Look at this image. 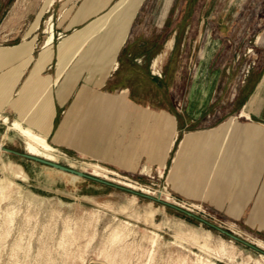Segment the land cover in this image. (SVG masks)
<instances>
[{"label":"rangeland","instance_id":"obj_1","mask_svg":"<svg viewBox=\"0 0 264 264\" xmlns=\"http://www.w3.org/2000/svg\"><path fill=\"white\" fill-rule=\"evenodd\" d=\"M83 1L73 0L76 7ZM253 1L255 5L251 3L252 0H144L133 18L129 34L134 37L135 42L132 53L150 52L152 57L148 62L136 61L130 62V65L122 63L120 71L123 73L110 77L111 80L103 87L92 85L103 83L110 69L114 68V62L109 63L103 74H97L93 70V64L89 61L92 50L85 59L81 58L83 51L77 55L69 69L74 70L82 66L84 70L74 82L76 89L71 93L70 101L64 107L58 108L56 123L62 120L76 95L78 94L79 97L83 92L80 90L83 86L87 85L86 87L95 93L100 91L110 94H119L128 87L130 89L129 99L133 101L132 109L128 107L125 108L126 110L122 109L119 123L111 128L112 133L114 132V141L117 143L121 139V152L119 150L112 160L97 159L90 152L70 148L68 145H56L51 137L48 140L69 159L77 162L94 161L108 168L110 171L105 173L108 178L96 177L108 182L112 181V184L90 178H78L3 150L2 156L7 160L20 163L28 172L29 179L27 181L15 179L18 184L22 185L23 195H20L15 186L14 193L1 202L0 264H82L83 260L85 264H108V262L109 264H201L197 260L198 255L210 261V264H255L254 260L249 258L250 255L262 259L261 253L264 254V249L257 246L254 241L255 239L264 241V209L260 208V202L264 196L258 198L264 188V172L260 173L257 187L253 188L243 187L242 179L237 183L228 181V187L222 188L226 181L223 182V176L221 177L216 172L213 175L207 172L199 180L194 173L186 174V178L185 176L176 178V184L169 179L173 160L177 155L184 133L210 130L231 116H236L237 120V117L241 116L242 108H238L235 100L237 97L242 99L246 96L256 79L249 77L250 80L248 79L243 90L238 92L242 84V78L238 75L229 87L228 97L231 96L232 99L230 106L214 109L211 114L207 115L206 119L208 118L209 121L205 124L182 128V112L187 100L184 84L187 79L192 80L195 67L190 64L191 58L199 52L198 44H195L197 37L194 34L189 37L188 31L193 29L194 33H197L199 31L197 27L202 24L203 17L208 22L212 21V13L208 12L210 9L202 8L205 5L220 7L224 14L230 16L231 13L233 20L236 21H244L245 10L254 5L253 19L257 17L259 20L261 16H264V0ZM54 2L55 0H0V49L18 48L27 43L33 48V59L23 69L13 88L15 98L18 97L17 91L30 80L33 66L43 50L49 31L52 26L54 28L59 18L60 14L56 5L54 8ZM58 3L59 1L57 5ZM112 6L96 18L89 19L68 32L54 28L53 59L39 72L38 77H55L58 71L60 43L69 38L72 43L87 35L89 27L94 24L95 20L106 14ZM201 8L202 12L198 18L197 10ZM216 16L218 17L217 14ZM105 33L108 39L110 30L102 31L103 35ZM102 34L98 37H103ZM170 37L175 38V42L167 59L161 67H153L152 58L164 48ZM236 41L240 43L241 39ZM241 44H238L236 49H241L243 52L244 47ZM89 48V45H86L84 50ZM118 50L114 56L115 59ZM258 51L260 52L255 48L252 52ZM18 54L19 52L11 57L0 53V75L21 63L22 58ZM105 55L103 48L96 52V57H106ZM106 59L108 58H103V60ZM187 60L192 65L188 75L185 74ZM114 73L112 72V75ZM96 75H99L100 79H97L95 84L92 78ZM96 95L99 94L87 93L85 101L89 106H92L90 100ZM227 101L228 99L224 98L225 104ZM233 102L235 104L232 106ZM147 104L153 111L158 112L161 109L169 111L176 119L179 135L165 167L158 163L148 162L145 153L138 155V152L136 153L138 148L133 149L128 146L129 151H126V155L124 153V146L127 145L128 139L132 137L130 142L135 144L133 139L137 136L136 133H140L139 139L141 136L145 138L153 135L152 139H147L151 142L150 158L152 162H158L157 158L163 149L162 137L167 136L170 129L175 128L174 117L166 112L154 113L149 116V119H144L146 108L139 116V119L142 117L145 122V124L140 123V128L137 124H135L137 128L134 129L133 124L125 123L134 120L132 116L124 120L122 114H125V111L133 113ZM84 109L82 108L78 115H82L81 113L85 115ZM2 113L7 115L10 121L19 117L18 110L12 105L4 106ZM167 116L170 117V121H167ZM241 117L239 121H247L245 116ZM228 121L214 129L216 137L220 136ZM1 123L2 120H0V143H3L6 148L26 152L24 141L19 134L8 129L7 124ZM104 127H107L106 124ZM228 153V147H226L215 157L218 160L230 159L235 162V157L228 156ZM59 163L68 165L69 161L61 158ZM145 166L147 169H143ZM210 168V164L207 165V171ZM7 174L5 170L0 169V178ZM238 175L242 176V173ZM189 176L190 178L187 179ZM118 180L145 185L144 187L150 192L128 187L119 183ZM235 184L236 188L229 187ZM33 192L49 198H41ZM241 192H252L250 205L243 210L240 207H234L235 211L230 212L229 209L232 207H229L227 202L236 203L240 199ZM166 194H169L171 198L167 199ZM134 195L137 197L135 200ZM224 202L226 204H223ZM150 204L157 209L154 220L161 225L160 228H156L145 220V209ZM123 207H126L125 211ZM8 208L12 211L9 217L4 213ZM230 216L239 218H230ZM127 220L133 224L135 232L116 243L108 242L107 236L111 229L120 221ZM176 222H185V227H183L186 229L190 227L201 232L211 231L212 245L215 249L208 252L196 244L191 243V245L189 241L177 239L175 236L178 230ZM151 230H156L161 234L156 246L144 237L145 234H151L149 232ZM222 230L238 236L239 239L230 237ZM221 238L233 245L232 258L216 250ZM103 247L107 248L108 257L106 256L107 251L102 252Z\"/></svg>","mask_w":264,"mask_h":264},{"label":"crops","instance_id":"obj_2","mask_svg":"<svg viewBox=\"0 0 264 264\" xmlns=\"http://www.w3.org/2000/svg\"><path fill=\"white\" fill-rule=\"evenodd\" d=\"M58 1L59 3L57 5ZM115 1L116 0H84L78 7H76L73 0H55L54 8L56 5L60 15L56 23L54 24V28L60 29L63 32H68L77 27L78 25L84 24L89 19L96 18L97 16H99V14L105 12V10L112 6ZM254 2L255 1L252 0L251 3L255 5ZM103 3L105 5L101 7ZM254 5L247 7V9L245 10L244 21L233 20V16H231V13L230 16H228V14H224V12L220 10V7H210L208 5L202 6V8L205 10L210 9L208 10V12L212 13V21L208 22L205 20V17H203L202 24L197 27L199 29L197 33H194L195 30L193 29H189V31L191 30L190 33L188 31L189 37H192L193 34L197 37L195 44H198L199 52L193 55L191 58L190 64L195 67V72L192 76V80L188 81L187 79L186 84H184L186 88L187 100L184 105V111L182 112V128L185 129L195 124H205L209 121L208 118L206 119L207 115L211 114L214 109H216L217 107L226 108V105L230 106V101H232V99L230 98L231 96L228 97L229 87L234 78L238 75H240V77L242 78V84H240V89L238 92L243 90L244 86L250 80L249 77L256 78L254 83H252V87L247 91V95L244 96L242 99L238 97L236 98L235 102L237 103L238 108L245 109L246 105L250 102L252 96L258 91L260 83H262L264 80V16H261L259 20L257 19V17L255 20L253 19L252 13L254 11ZM202 8L197 10L198 18L200 17L199 15L202 12ZM216 14L218 15V17L216 16ZM130 39L133 40L130 41ZM238 39H241L240 43H237L236 40ZM174 42L175 38L170 37V39L164 45V48L159 53L155 54V56L152 58L153 67H161L162 63L167 59L170 51L172 50ZM238 44H241L244 47L243 52L241 51V49H236ZM134 47V37L130 35L128 31L127 38L124 44L118 50L116 56L118 65L115 68L110 69L105 80L101 85L96 84V80L100 79V76H93L92 81L96 85L92 86L103 87L107 84V82L111 80L110 77H114V75H120L121 73H123V71H120L122 63H127L128 65H130V62H148L150 60V57H152V54H150V52L135 54L132 53V49ZM255 48L257 50H260V52H252ZM156 61H158L157 65H155ZM190 64L187 60L185 68V74L187 75L189 74V69L192 66ZM83 70L84 68H74V70L72 69L73 74L70 73L69 76H64L65 78L63 77L60 80V83L62 85H53L54 112L51 118V122L47 126L49 127L47 137H51L53 143L56 145H68L70 148L90 152L97 159L112 160V157L114 155L117 156V153L119 152L115 151V149H118L121 152L120 147L122 145V142H114L116 144H112V147L109 145L110 142L108 141H112L111 138H113L114 136V132L112 133L111 128L119 123L120 113L122 109L126 110L125 108L127 107L132 109L133 105V101H130L129 99L130 89L128 87L123 89L121 93L125 90L128 91V104L130 103V106L127 105L125 107L122 101H117L116 103L112 104V107L114 108L108 109L106 105L107 98L120 96L121 93L110 94L98 91L96 93L99 95H96L93 99L90 100V102H92V106H89L85 101L87 93H96L88 89V87H86L87 85H85L82 89H80L83 91L80 96L78 97L77 94L74 100L69 105L68 109L65 111V115L62 120L56 123L58 108L64 107L70 101L71 93L74 92L76 89L74 82L76 79H78L79 74H81ZM112 72L115 73L112 75ZM88 76L90 75L88 74ZM224 98L228 99L226 104L224 103ZM234 104L235 103L233 102L232 106ZM259 104L261 106H255L254 110H249L247 108V111L250 113V118H245L247 120L246 122L239 121V118L242 117L238 115L240 114L242 109L239 111L237 115V126L235 127L234 131L228 136L227 140H225L224 134L218 137L214 135L210 138V140H208L209 143H204L200 146V152L202 153L203 157H205V169L202 174L204 175L207 172H209L211 175H213L215 172L219 173L221 177L223 176L222 181H226L223 183L222 188L228 187V181L229 183L235 181V183H237L240 179L244 181L243 187L245 188H253L255 186L257 187L259 175L260 173L264 172V135L251 136L250 138H247L242 131V127L247 125L259 124L264 126V100L260 101ZM82 108H85V115L83 113H81L82 115H78V112ZM140 108V110L134 111L133 113L125 111L126 113L124 114L125 116L128 115L133 117L132 119L134 120L130 118V121L132 120L131 122H124L128 125L133 124L134 129L137 128H135V124H137L139 128L140 123L145 124L142 117L139 119V116H141L143 110L146 108L145 116L147 108H150L152 110L149 104ZM163 112H166L174 117V115L164 109H161L158 112L153 111L151 115H153L154 113L161 114ZM78 116H80V118H78ZM67 117L70 118L67 120L69 122L67 125V129L71 130L72 127L75 128L77 125V130L81 136L78 135L77 137L75 132L71 131L68 136L61 133V135L58 137L57 134H59L60 127L63 125ZM230 118L222 121L216 127H213L207 131L185 132L184 136L180 140L177 155L181 149V143L188 133H208L222 126ZM101 119H108L107 130L110 131L109 139L106 137L104 139H98L99 137H97L96 140L94 138L87 139L88 137L84 136L85 131H88L89 127L94 124L93 121H96L95 123H97L98 125L101 122ZM144 119H146V117ZM137 131L139 130L137 129ZM139 134H135L137 136H135V138L133 139V142L135 143L134 145L130 142L132 137L131 139H128L127 145L124 146L125 155L127 153L126 151L128 150V146L133 149L138 148L136 150V153L138 152V155L140 153H145L147 155L148 162L160 164L157 161L152 162L150 158L151 155L149 148L151 147V142H149V140L147 141V139H152L153 135L151 137L144 136L145 138L141 136V138L139 139ZM168 135L169 139H173L174 142L171 145V148L169 149L167 154L165 155V165L167 164V158L170 156V153L173 150V147L175 146L177 136L179 135L176 119L175 128L174 130L170 129ZM107 145L110 146L111 149L109 151H107V149L103 151V149ZM226 147H228L229 151L228 156L235 157V162L230 159L218 160L217 157H215L218 152L220 153ZM190 151V147H186L183 150L181 149V152L186 153V155L189 154ZM152 154L154 153L152 152ZM122 156L123 154L121 155V157L119 155L120 158H122ZM206 158H208V160ZM210 161H212V163ZM218 162L219 164H217ZM209 164L211 168L207 171L206 168ZM239 173H242L243 177L238 175ZM226 174L227 177L225 176ZM203 175L198 176L197 179H202ZM229 187L236 188V184L231 185ZM262 189L263 191L259 193L258 198H263L264 196V188ZM251 194L252 192H241L240 199L236 203H232L230 201L227 202V204H229V207H232L229 209L230 212H233L232 210H234L236 207H240L242 208V210L246 209L251 203ZM223 204L226 203L224 202ZM260 208L262 210L264 209V198L260 202ZM230 218L237 219L239 217L230 216Z\"/></svg>","mask_w":264,"mask_h":264},{"label":"bare ground","instance_id":"obj_3","mask_svg":"<svg viewBox=\"0 0 264 264\" xmlns=\"http://www.w3.org/2000/svg\"><path fill=\"white\" fill-rule=\"evenodd\" d=\"M52 1V0H50ZM143 0H117L112 8L104 15L100 16L95 20L94 24L89 27L88 34L82 36L78 40L76 39L74 42L70 43V39L63 40L59 46V55H58V63H57V75L53 78L51 76L47 77H38L39 72L52 60V43L55 39L54 28L51 27L49 31V36L47 37L43 50L41 51L39 57L37 58L31 75L30 80L27 81L20 89L17 91L18 97H14L13 88L16 85L19 77L21 76L23 69L29 64V62L33 59V48L32 46L27 44H23L18 48H6L0 49V53H4L11 57L17 55L19 52V56L22 58L20 64L16 67H13L11 70L4 72L0 75V120H2L1 124H7L8 129L14 130L24 141L25 151L31 155L38 156L53 162L59 163L61 158H66L69 163L68 166L74 168L76 170L85 172L87 174L108 178L105 174L110 170L97 162L94 161H83L77 162L75 160L69 159V157L63 153L59 148L54 146L47 137L48 135V124L51 122V118L54 112V101H53V85L59 84L60 80L66 75L69 76L72 73V69H69V66L73 62V60L83 51L81 58L85 59L89 55V51H91L90 62L94 66V71L97 74H103L105 72L107 66L112 61L114 62V68L118 65L117 60L115 59V55L120 46L125 42L129 28L133 21V18L141 6ZM163 3V2H162ZM105 4L101 7H103ZM87 28V27H86ZM110 30V35L108 39H106L107 34H102L104 30ZM103 35V37L99 38L98 36ZM97 37V38H96ZM99 38V39H98ZM92 40V41H91ZM89 45V49L84 50L85 46ZM104 50L105 56L108 58L103 60L106 57H96V52L100 49ZM19 49V50H18ZM95 56V57H94ZM89 59V58H88ZM57 60V58H56ZM158 61L155 62L157 65ZM52 65V64H51ZM82 66H79L81 68ZM155 67V66H154ZM73 74V73H72ZM77 80V79H76ZM62 85V84H61ZM262 90V91H261ZM261 91V92H260ZM264 100V80L260 83L258 91L252 96L250 102L246 105L245 109H242L241 116H245L246 118H250V113L247 111L254 110L255 106H261L260 101ZM117 101H122L123 105L126 107L130 106L128 99V91L125 90L122 92L120 96H115L112 98H107L106 105L108 109H112V104ZM6 105H12L19 112V117L15 118L13 121H10L7 115H3L2 108ZM153 113L150 108H147L146 111V119ZM123 119H127L131 116L122 114ZM167 120L170 121V117L167 116ZM121 118V117H120ZM68 119L66 118L63 125L60 127L58 137L62 134L68 136L71 131L75 132V134L80 135L78 132V126L72 127V129L68 130ZM12 120V119H11ZM93 121V125L89 127L88 131H85L84 136L88 137L87 139L97 137L98 139L105 137L109 139L110 131L108 129V119H101V122L97 125ZM103 122V123H102ZM106 124L107 127H104ZM253 125V124H252ZM247 125L242 127V131L247 138L251 136H261L264 135V126L261 125ZM146 126V125H145ZM237 126L236 116H232L225 126L223 132L220 135H225V140H227L228 136L234 131ZM214 131H210L208 133H188L184 140L181 143V149H185L186 147H190L191 151L189 154L182 153L181 149L178 155L174 158V164L171 168L170 180L176 184V178L185 176L186 174H196V177L203 175V171L205 169V162L202 153L200 152V146L204 143H209L208 140L214 135ZM10 135V134H9ZM75 135V136H76ZM8 136V134H6ZM81 136V135H80ZM116 136V135H115ZM117 139V138H116ZM115 139V140H116ZM163 149L159 154L158 162L162 167H165L164 158L171 145L173 144V139H167V136L162 137ZM110 146L114 144V138H111ZM224 140V141H225ZM121 141L118 140V142ZM140 144V141H139ZM110 146H105L103 149L109 151L111 149ZM4 145L0 143V169L5 170L8 174L3 175L0 178V216H1V202L3 200L8 199L15 191V186L17 187V191L22 194V185L18 184L15 179H20L22 181H27L29 179L28 172L24 169V167L20 163H16L13 160L5 159L1 152H3ZM118 148V145H117ZM115 151H119L115 149ZM9 158V157H8ZM191 158V159H189ZM219 164V162L217 163ZM143 169H147L146 166ZM113 172V171H112ZM117 174L116 172H113ZM186 178V176H185ZM190 176L187 178L189 179ZM200 178V177H199ZM119 179V178H118ZM107 181V180H106ZM112 182V181H111ZM119 183L124 184L128 187L136 188L143 190L145 192H150L149 189L145 188L143 185L138 183H131L123 180H118ZM247 185V184H246ZM150 187V186H149ZM155 191V190H154ZM119 193V192H118ZM161 193V192H160ZM164 193V192H163ZM36 196H40L41 198H49L46 196H41L33 192ZM131 196V195H129ZM163 196V195H162ZM134 200L137 198L136 195L133 196ZM166 198L170 199V195L166 194ZM90 200V199H87ZM175 201V200H174ZM5 202V201H4ZM64 203L63 200H61ZM75 202V201H74ZM149 203V201H148ZM199 206V205H198ZM123 211L126 210V207L122 208ZM5 215L8 217L12 215V211L8 208L5 212ZM157 213V209H155L152 204L149 205L145 209L144 217L147 223L154 225L156 228H160L161 225L156 223L154 218ZM126 218V217H125ZM181 219V218H180ZM11 221H13L11 219ZM166 222V221H165ZM185 222H176L178 226V230L176 231V238L180 240L189 241L190 244H196L201 249L212 252V233L209 230L205 232H201L198 229L194 228H184ZM196 225V224H195ZM184 226V227H183ZM135 232L133 224L127 221H120L116 226H114L110 233L107 236L108 242L116 243L128 235ZM151 234H145L144 237L149 239V241L156 246L159 239L161 238V234L156 230L149 231ZM175 243V242H173ZM254 243L260 248L264 249V241L261 239H255ZM179 245V244H178ZM192 245V244H191ZM233 245H230L226 242L225 239H220L219 244L216 247V250L222 252L229 256V258L233 257L231 248ZM102 252L105 253L107 251L106 247H103ZM152 252V251H151ZM102 253V255H103ZM151 255V254H150ZM106 256H109V252L107 251ZM262 259L254 258L252 255L249 256L250 259L254 260L255 264H264V254L261 253ZM149 260V259H148ZM198 262L201 264H210V261H207L201 258L198 255ZM185 261V260H184ZM231 261V260H230ZM186 263V261H185ZM249 263V262H248ZM82 264H85V260H83ZM95 264V263H94ZM109 264V262H108Z\"/></svg>","mask_w":264,"mask_h":264},{"label":"water","instance_id":"obj_4","mask_svg":"<svg viewBox=\"0 0 264 264\" xmlns=\"http://www.w3.org/2000/svg\"><path fill=\"white\" fill-rule=\"evenodd\" d=\"M3 149L5 151L9 152V153H12V154H15V155H19V156H21L23 158H26V159L34 161V162H38V163L43 164V165H45L47 167L54 168V169L62 171L64 173L72 174V175H74L75 177H78V178H90V179L97 180V181H100V182H103V183H106V184H112L111 182H108V181H106V180H104L102 178H98L96 176L87 174L85 172L76 170L74 168H71L68 165H63V164H60V163H57V162H53V161L38 157V156H34V155H31V154H29L27 152H19V151H16L14 149L6 148V147H4ZM124 189L132 191L131 189H128V188H124ZM139 194L144 195L143 193H139ZM222 231L224 233L228 234L230 237H232L234 239H239L238 236H236V235H234V234H232V233H230V232H228L226 230H222Z\"/></svg>","mask_w":264,"mask_h":264}]
</instances>
